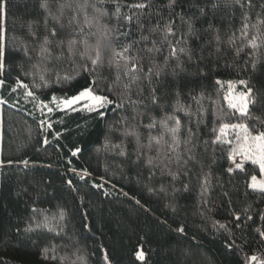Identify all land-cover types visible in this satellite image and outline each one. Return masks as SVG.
<instances>
[{
	"label": "trees",
	"instance_id": "16d2710c",
	"mask_svg": "<svg viewBox=\"0 0 264 264\" xmlns=\"http://www.w3.org/2000/svg\"><path fill=\"white\" fill-rule=\"evenodd\" d=\"M40 2L6 0L4 27L8 48L5 72L0 77L5 80L4 86L0 87V99L7 101V104L0 105V161H3V166H0V264H48L40 256L39 249L49 243L54 234L41 232L25 236L23 233L32 206L46 209L49 215L56 214L59 208L65 210L67 237L58 238L55 243L70 245L61 249V255L78 249V255L84 258L86 264H105V253L110 264H264V241H261L256 231L257 228L264 230V221L258 215L264 211V198L247 189L243 179L235 181L230 177L227 172L231 165L228 145L203 143L215 138L212 129L215 127L218 133L220 123H249L252 128L251 122L241 118L239 113L220 121L212 114L216 112L223 116L233 111L227 107L225 99L227 83L248 79L252 75L241 71L244 62L252 58L264 61V46L255 50L245 48L239 56L235 55V48L247 43L238 31L235 46L228 44V37L241 27V10L221 6L216 10H208L207 16L200 17L197 8L192 7L193 0H180L177 10L183 7L188 16L199 17L196 28L201 40L191 43L196 49V56H202V59L198 66L189 65L185 72L170 77L168 89L179 86L185 93L189 89H194L197 94L203 91L205 98L202 103L208 113L198 129L199 163H190L189 174L181 172L173 180L167 174L162 175L158 169L153 175L144 160H136V142L133 137L125 140L126 157L106 151L102 147L106 132L104 121L95 114L54 111L45 116L30 99H24V89L17 86L16 80L19 77L32 87V77H25L21 71V66L23 71H28L31 62L23 51L18 50V42L27 38L29 21H38V30L44 32L45 12ZM137 2L139 0H121L122 5ZM204 2L199 0L200 6ZM255 3L257 7L253 9V17L259 12L260 0H255ZM111 7L109 3V10ZM122 11L131 14L126 7ZM163 15L167 17V11ZM209 23L214 24L220 32L219 45L213 33L203 31ZM69 31L66 28L61 32V37L67 38ZM133 33L135 38L134 28ZM209 40L212 43L205 45L204 42ZM29 47L37 46L30 42ZM218 47L219 52L216 51ZM32 54L35 57V52ZM162 55H167L166 48ZM172 63L174 65V61ZM48 67L51 69L48 74L49 86L32 89L44 102L52 95H74L84 83L82 78L70 83L56 82L57 72L63 75L79 71L67 59L53 60ZM200 69L203 75L198 74ZM98 71L107 81H111L114 76L107 67ZM258 79L259 76H252V84L259 86ZM216 80L223 81V84L217 85ZM36 82L39 83L38 77ZM13 87H17V91L13 92ZM185 103L190 102L185 98ZM192 111H196L195 105ZM107 114L109 118L116 119L122 113L108 111ZM149 115L159 118L161 113L157 109L150 111ZM177 115L185 125L181 129V138H184L187 127L196 128V116L191 117L190 123L189 117L183 112ZM41 120L50 122L52 128L49 129L47 124L41 125ZM147 122L146 115L144 123ZM140 131L144 137L147 136L143 128ZM57 133L60 134L59 138ZM45 139L48 140L47 144L44 143ZM119 139L114 137L113 141L119 143ZM77 148L81 151L73 156L72 151ZM10 160L13 163L9 165ZM23 160L29 161L28 166L21 163ZM73 168L76 169L75 173ZM85 169L90 175L80 180L79 174H83ZM172 170L176 171L175 165ZM204 173H210V193L206 199L211 210H205L202 216L199 212L202 207L200 185ZM69 180L72 181V187L67 183ZM185 185H188V191H184ZM161 186L165 187L166 194L159 191ZM169 204L176 207L175 212ZM245 208L249 209L247 213L243 212ZM232 211L252 215L253 220L248 221L242 230H235V246L227 248L228 234L217 232L212 225L213 221L218 220L232 227ZM181 226L185 228V235L176 231ZM18 228L21 230L19 233ZM32 241L39 243L34 245ZM140 250L145 253L143 261L136 257ZM253 256L257 260H251Z\"/></svg>",
	"mask_w": 264,
	"mask_h": 264
},
{
	"label": "snow or ice",
	"instance_id": "6c2138e0",
	"mask_svg": "<svg viewBox=\"0 0 264 264\" xmlns=\"http://www.w3.org/2000/svg\"><path fill=\"white\" fill-rule=\"evenodd\" d=\"M109 3L112 5L111 10L108 8ZM178 6L180 0H163L159 3L157 0H139L137 3L127 5H122L121 0H41L40 7L45 12L44 32L38 30V21H29L27 38L18 42V50L23 51L27 60L31 62L28 71H23L22 66L21 71L25 77H32V87L30 88L29 84L19 77L16 80L17 86L24 89V99H30L37 110L45 116L54 111L95 114L99 120L104 121L106 132L102 147L106 151H113L119 156L126 157L125 140L133 137L136 142V160H144L153 175L157 169L162 175L171 176L173 180L177 179L181 172L188 175L191 171L189 164L199 163L198 129L206 120L208 109L203 107L202 102L205 98L203 91L197 94L194 89H189L185 93L179 86L168 89L170 77H175L178 72H185L189 65L198 66L202 59V56H196V49L191 43L193 40H201L196 28L199 17L188 16L183 7L177 10ZM221 6L233 10L239 8L242 13L241 27L228 37V44L233 47L236 44V31L247 41L241 47L235 48L236 56L245 48L255 50L264 46V0H260L259 12L255 17H253V9L257 7L255 0H205L203 6H200L199 0H193L192 3L200 17L207 16L208 10H216ZM124 7L131 14H125L122 11ZM165 11L168 13L167 17L163 15ZM5 18L6 0H0V77L5 72L8 48ZM66 28L70 30L69 35L62 38L61 32ZM203 31L213 33L216 43L218 45L221 43L220 32L214 24L209 23ZM30 42H34L37 47L30 48ZM211 43L210 40L204 42L205 45ZM165 48L167 55H162ZM216 51H220L219 47ZM65 59L79 71L63 75L57 72L56 82L70 83L82 78L84 83L74 95L62 97L52 95L47 102L40 100L32 89L48 87V74L51 72L48 65L53 60ZM105 67L114 73L111 81H107L98 71ZM241 71L252 75L248 79L228 82L229 95L225 96V99L227 107L233 111L223 116L217 115L216 112L212 114L220 121L227 119L229 115L239 113L241 118L251 122L252 128L250 129L249 123H220L218 133L215 127L212 129L215 138L203 143L230 147L228 159L232 166L227 169L229 175L236 172L244 173L245 165L248 163L258 166L261 179L251 175L247 189L264 198V130H260L264 129V61L256 58L245 61ZM198 74L203 75V70L200 69ZM252 76H259V86L252 84ZM37 77L39 83L36 82ZM215 83L222 85L223 81L216 80ZM4 84L5 80L0 78V87ZM237 84L242 88L238 93L235 92ZM12 91H17V87H13ZM185 98L190 103H185ZM4 104H7V101L0 99V105ZM193 105L196 106L195 112L192 111ZM157 109L161 113L159 118L156 115H149L150 111L154 112ZM108 111L122 114L116 119H111L108 117ZM179 112L189 117L190 123L191 117L196 116V128L187 127L184 138H181V129L185 125L177 115ZM146 115L148 122L144 123ZM40 123L47 124L49 129L52 128V124L47 120H41ZM141 128L147 132L146 137L140 131ZM253 131L256 132L255 135ZM230 133L232 138H229ZM59 135L56 134L57 138ZM114 137L120 138L119 143L113 141ZM44 143L47 144L48 140L45 139ZM80 151L77 148L72 151V155L76 156ZM12 163L13 161H8L9 165ZM21 163L28 166L29 161L23 160ZM173 165L176 166V171L172 170ZM0 166H3V161H0ZM72 171L75 173L76 169L73 168ZM88 175L90 173L85 169L83 174H79V179L84 180ZM209 175L210 173H204L201 179L202 207L199 212L202 216L205 215V210H211L206 199V195L210 193ZM67 183L72 187L71 180ZM159 191L166 194L164 186H161ZM184 191H188V185L184 186ZM224 195L227 196L228 193L225 192ZM81 202L83 203L82 198ZM136 203L139 204L140 201L137 200ZM168 206L173 212L176 211L172 204ZM248 211V208L243 210L244 213ZM231 215L232 227H229V223L218 220L213 221L212 225L217 232L223 231L228 234L225 245L227 248L235 246L233 239L235 230H242L248 221L253 220L252 215H242L235 211H232ZM258 215L259 219L264 221V211ZM66 220L67 215L63 208H59L56 214L49 215L46 209L32 206L23 233L25 236L41 232L54 234L53 239L39 249L40 256L48 264H86L84 258L78 255V249L64 255L60 254L61 249L70 247L63 243L59 245L55 243L56 239L67 237L64 223ZM84 227L87 228L88 225L85 224ZM20 231L18 228L17 232ZM176 231L185 235L183 226ZM256 231L261 241H264V230L257 228ZM32 243L37 245L39 242ZM136 257L143 261L144 251H138ZM103 259L105 264H110L107 253ZM251 260L255 261L257 257L253 256Z\"/></svg>",
	"mask_w": 264,
	"mask_h": 264
},
{
	"label": "rangeland",
	"instance_id": "374dc122",
	"mask_svg": "<svg viewBox=\"0 0 264 264\" xmlns=\"http://www.w3.org/2000/svg\"><path fill=\"white\" fill-rule=\"evenodd\" d=\"M241 90H242L241 86H239L237 84L235 86V92L238 93ZM227 95H229L228 83H227L226 96ZM229 138H232L231 133L229 134ZM231 166H232V164L230 165V167ZM251 175H256L257 176V179H261L258 166L251 165L250 163H248V164L245 165V172L244 173L236 172V173L230 175V177L232 179H234L235 181H239V180H242L243 179L244 181H246V184H247V182L250 181ZM216 212L219 214V210L217 208H216Z\"/></svg>",
	"mask_w": 264,
	"mask_h": 264
}]
</instances>
